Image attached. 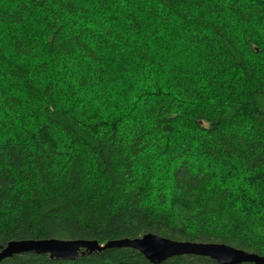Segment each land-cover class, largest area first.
Returning a JSON list of instances; mask_svg holds the SVG:
<instances>
[{"label":"trees","instance_id":"1","mask_svg":"<svg viewBox=\"0 0 264 264\" xmlns=\"http://www.w3.org/2000/svg\"><path fill=\"white\" fill-rule=\"evenodd\" d=\"M146 234L264 256V0H0V248Z\"/></svg>","mask_w":264,"mask_h":264},{"label":"water","instance_id":"2","mask_svg":"<svg viewBox=\"0 0 264 264\" xmlns=\"http://www.w3.org/2000/svg\"><path fill=\"white\" fill-rule=\"evenodd\" d=\"M131 248L151 264H162L174 257L192 255L208 257L218 264H264V256L225 244L181 242L146 234L136 239H121L99 244L93 240H21L0 248V263L18 255H45L51 261H75L109 249Z\"/></svg>","mask_w":264,"mask_h":264},{"label":"rangeland","instance_id":"3","mask_svg":"<svg viewBox=\"0 0 264 264\" xmlns=\"http://www.w3.org/2000/svg\"><path fill=\"white\" fill-rule=\"evenodd\" d=\"M215 83V82H214ZM239 87V81H238V78H235V90ZM206 169H208L206 166H205ZM212 173V172H211ZM225 173L222 172V174H219L218 176L216 175V180L223 186H226V187H231L232 188V192H231V201L233 202L234 205H237L239 206L242 210L245 209L247 210L250 206H251V202H252V194H249V197L248 196H243L239 193H237V188H241V186L243 185L242 182H245L246 183H253V181H247L249 180L248 178L246 177H243L241 175V173L237 170L234 169V171H232V175L236 176V177H243L245 180H240V181H233L232 179V182L230 180V175H224ZM228 176V177H227ZM232 178V177H231ZM161 180L165 181L166 179L165 178H162ZM242 181V182H241ZM235 182V184L233 183ZM235 185V187L233 186ZM219 244V243H218Z\"/></svg>","mask_w":264,"mask_h":264}]
</instances>
